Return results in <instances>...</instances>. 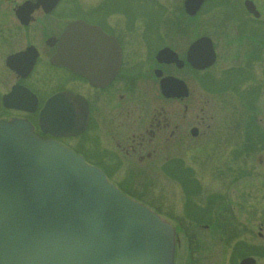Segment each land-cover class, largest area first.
Returning a JSON list of instances; mask_svg holds the SVG:
<instances>
[{
    "label": "flooded vegetation",
    "instance_id": "1",
    "mask_svg": "<svg viewBox=\"0 0 264 264\" xmlns=\"http://www.w3.org/2000/svg\"><path fill=\"white\" fill-rule=\"evenodd\" d=\"M27 1L35 5L38 0H22L21 3ZM63 1L66 0H59L49 13L39 6L34 14H24L27 23H23L17 14H8L14 18L9 16L8 19L12 18L17 25L10 32L7 31L5 14H0V19H4L0 20L1 43L6 48H14L12 41L15 40L13 52L3 60V76L10 83L0 93V119H27L39 137L58 141L78 153L87 162L102 169L125 193V188L130 189L129 185H126V181H116V178L120 174L135 172L137 162L140 166L144 161L154 163L158 160L168 167L177 166L179 174L185 172L190 175L189 166L184 164L187 159L185 152L211 130L212 97L204 94L214 92L215 80L208 72L212 65L205 69L193 67L189 52L196 40L208 37L216 53L212 38L200 36L182 45L176 42L177 35L184 34L183 30L188 34L192 31L175 27L171 32H165L161 16L157 20L144 21L143 17L140 21H129L137 17L127 14L125 9H114L118 0H102L96 6L100 14H57V21L65 20L53 25L55 14L52 12ZM70 1L74 3L79 0ZM189 1L181 0L180 3L177 0L178 12L192 18L194 16L190 14H210L233 0H203L198 9L189 6ZM104 2L108 3V8ZM0 4L3 5V1L0 0ZM158 4L161 9L160 2ZM242 5V10L239 9L241 12L237 11V14H245L256 22L260 20L248 12L245 0ZM77 20L96 26L106 39L105 42L90 43L89 48L85 44L80 46L78 60L82 73L52 63L64 31ZM56 24L60 25L58 31L54 29ZM165 48L176 55V61L168 56L162 60L158 58L159 52ZM119 50L120 65L117 67ZM141 51L145 52L144 56H141ZM22 53V56L14 58L12 66L8 64L9 57ZM250 55L254 56L252 52ZM31 62L33 65L28 69ZM90 76L94 77L93 82ZM167 77L177 79L169 93L174 94L173 97L166 96L161 88V81ZM18 86L27 88L37 99L33 111L7 107V104L21 102L27 108H32L34 102L30 97L22 102L20 95L14 96L5 104L4 98ZM60 93L66 95L64 102L54 103L50 112L56 108L71 109L73 119L70 122L67 118L64 126L69 127L62 129L60 122L49 117L42 126L41 110ZM81 127L78 134L63 135ZM199 189V186L194 188L195 191Z\"/></svg>",
    "mask_w": 264,
    "mask_h": 264
},
{
    "label": "rangeland",
    "instance_id": "2",
    "mask_svg": "<svg viewBox=\"0 0 264 264\" xmlns=\"http://www.w3.org/2000/svg\"><path fill=\"white\" fill-rule=\"evenodd\" d=\"M1 1L0 14H5L10 32L17 25L8 14H15L14 8L22 0ZM101 1L61 2L52 12L53 25L65 20L57 21V14H100L96 6ZM242 2L233 0L210 14L192 18L178 12L177 0H118L113 6L134 14L137 18L129 20L133 22L161 16L165 32L187 28L192 32L183 30L176 37L182 45L209 36L217 53L208 71L215 80L214 92L204 94L212 97V127L185 152L190 175L179 174L177 166L157 160L140 166L137 162L135 172L116 178L127 182L130 189L125 191L133 199L156 210L175 227L174 264H240L251 255L256 264H264V0H254L261 13L258 22L237 14ZM103 4L108 8V3ZM59 26L56 24L55 31ZM12 42L15 48V40ZM14 48H6L0 35V93L10 83L3 76V60ZM229 69L237 72L232 75L227 73Z\"/></svg>",
    "mask_w": 264,
    "mask_h": 264
},
{
    "label": "water",
    "instance_id": "3",
    "mask_svg": "<svg viewBox=\"0 0 264 264\" xmlns=\"http://www.w3.org/2000/svg\"><path fill=\"white\" fill-rule=\"evenodd\" d=\"M58 1L38 0L34 6L26 2L16 14L27 23L24 14H32L40 5L50 12ZM202 1L191 0L188 5L198 9ZM245 6L260 17L251 0H246ZM105 41L96 26L74 21L63 33L52 61L82 73L80 46L89 48L90 43ZM170 52L165 48L158 58L168 56L176 61ZM23 54L10 57L9 64ZM189 61L197 69L215 63L216 53L208 37L191 45ZM90 79L94 81L93 76ZM175 82L173 77L161 81L166 96L173 97L169 93ZM21 90L24 101L29 91ZM65 98L61 93L50 99L41 111L42 126L49 117L60 122L62 129L69 127L64 126L67 118L73 119L71 109L50 112L54 103L62 104ZM174 253L173 226L120 191L101 169L60 143L39 138L24 119L0 120V264H173ZM255 263L247 257L240 264Z\"/></svg>",
    "mask_w": 264,
    "mask_h": 264
},
{
    "label": "trees",
    "instance_id": "4",
    "mask_svg": "<svg viewBox=\"0 0 264 264\" xmlns=\"http://www.w3.org/2000/svg\"><path fill=\"white\" fill-rule=\"evenodd\" d=\"M234 72H237L236 70H230V74H232V75H234ZM238 74V73H237ZM256 127H258V126H254V129L256 128ZM261 127H259V129H260ZM253 129V128H252ZM254 129H253V131H254ZM257 129V128H256ZM259 129L258 130H256L257 131V133L259 134ZM255 132V131H254ZM262 135V134H261Z\"/></svg>",
    "mask_w": 264,
    "mask_h": 264
},
{
    "label": "bare ground",
    "instance_id": "5",
    "mask_svg": "<svg viewBox=\"0 0 264 264\" xmlns=\"http://www.w3.org/2000/svg\"><path fill=\"white\" fill-rule=\"evenodd\" d=\"M32 14H34V12Z\"/></svg>",
    "mask_w": 264,
    "mask_h": 264
}]
</instances>
